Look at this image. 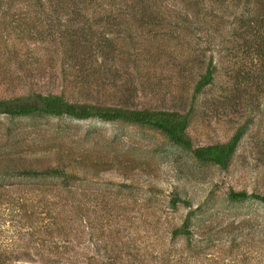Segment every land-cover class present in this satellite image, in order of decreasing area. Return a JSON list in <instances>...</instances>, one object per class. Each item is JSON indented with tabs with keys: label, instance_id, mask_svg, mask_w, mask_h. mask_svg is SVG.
<instances>
[{
	"label": "rangeland",
	"instance_id": "374dc122",
	"mask_svg": "<svg viewBox=\"0 0 264 264\" xmlns=\"http://www.w3.org/2000/svg\"><path fill=\"white\" fill-rule=\"evenodd\" d=\"M9 5L13 8L16 3ZM170 6L173 11L181 9L178 1ZM216 11L225 22L215 39V50L222 52L237 37L229 8ZM1 13L0 100L31 104L36 95L63 93L72 102L110 105L123 95L128 98L126 105L134 109L185 111L193 83L205 68V63L202 67L191 63L177 82L172 74L178 70H172L170 57L162 52H168L172 42L159 30H155L159 41L144 43L142 35H129L113 26L98 30L118 48L111 61L89 58L79 48L74 50L76 55L70 51L63 58L59 33L34 45L25 28L16 26L18 18L8 11ZM93 13L91 9L81 12L89 18ZM28 19L30 26L32 17ZM93 24L99 26L98 20ZM140 46L150 51L137 61L140 53L135 49ZM72 56L77 64L87 60L85 72L72 68ZM253 57L240 55L230 65L237 73L256 76L264 67ZM225 71L226 63L219 66L212 86L195 100L188 131L192 145L199 147L225 143L238 126L248 123L225 170L197 162L189 151L147 127L0 116V150L15 146L20 166H60L76 175L74 184L44 187L50 189L53 206L63 208L68 216L63 231L52 236L69 249L56 264H264V206L252 197L236 203L227 199L230 190L264 194V93L242 81L239 91L230 95L236 100L227 95L229 102L220 100L229 87ZM29 188L37 193L43 186ZM192 211L196 212L189 217L193 240L175 237L173 230ZM35 261L36 256H30L26 264Z\"/></svg>",
	"mask_w": 264,
	"mask_h": 264
},
{
	"label": "trees",
	"instance_id": "16d2710c",
	"mask_svg": "<svg viewBox=\"0 0 264 264\" xmlns=\"http://www.w3.org/2000/svg\"><path fill=\"white\" fill-rule=\"evenodd\" d=\"M12 1L16 5L10 8ZM174 1L181 4V9L171 10L170 4ZM222 6L229 8L232 15V33L237 40L223 48L222 52H218L215 50V39L224 20L221 21L222 15L216 8ZM89 9L95 11L93 18L81 14ZM7 11L11 12L9 15L12 17L18 18L15 22L20 23L16 26L25 28L28 41L34 45L47 37L54 39L55 33H59L63 58H67L68 52L72 51L73 54L79 48L89 53V58L97 56L104 62L111 61L118 48L114 46L111 38L98 30L113 26L120 27L129 35H142L145 38L144 43L159 41L161 37L155 31L159 30L160 36L172 42L170 46L167 45L168 52H162L170 57L172 70H178L172 74L176 76L177 82L191 63L197 62L201 67L205 63V68L193 83L189 107L185 111L134 109L126 105L123 95L117 98V104L110 105L72 102L62 93L36 95L35 103L31 104L0 100V116H6L10 120H99L147 127L164 135L174 146L189 151L197 162L212 164L224 170L230 166L243 131L247 129V122L238 126L227 142L199 147L192 145L188 131L193 123L195 100L202 91L212 86L222 64L226 63L224 76L228 79L229 87L224 89L220 100L223 98L229 102V99L226 100L227 96L230 98L236 90L239 91L238 85L242 81L251 83L253 89L264 93L262 69L257 71L256 76H252L250 73L242 74L241 71L237 73L230 65L232 60V65H235V59L238 60L243 55L254 56V62L264 67V0H0V14ZM29 17H32L33 22L30 26L27 25L30 23ZM95 20L99 22L97 27L93 24ZM98 33L100 34L97 35ZM148 49L147 46L135 49L140 53L137 61L143 60L150 51ZM72 59V68L84 71L87 60L83 59L82 64H77V57L72 56ZM236 99L235 96L230 98L231 101ZM20 157L15 146H10L3 152L0 150V264H26L30 256L34 255L36 264H56L69 249L62 239L54 240L52 236L63 231L68 216L63 208L53 206L49 187L74 184L76 175L60 166L44 169L20 166ZM15 185L28 188H17ZM36 185H42L43 188L36 189L37 193H30L29 187ZM46 185L49 187L45 190ZM28 194L34 195L30 197ZM251 197L264 206V194L248 195L246 192L233 190L227 193V199L232 203L243 202ZM195 213L189 212L187 220L173 230L175 237L190 236L193 240V233L190 232L193 226L189 217ZM45 249L47 253L44 254Z\"/></svg>",
	"mask_w": 264,
	"mask_h": 264
}]
</instances>
